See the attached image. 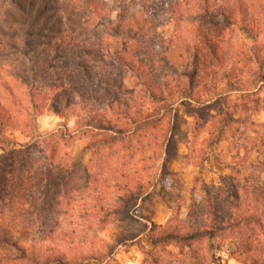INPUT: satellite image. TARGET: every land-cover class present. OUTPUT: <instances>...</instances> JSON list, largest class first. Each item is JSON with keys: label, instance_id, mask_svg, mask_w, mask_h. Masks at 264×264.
I'll list each match as a JSON object with an SVG mask.
<instances>
[{"label": "trees", "instance_id": "1", "mask_svg": "<svg viewBox=\"0 0 264 264\" xmlns=\"http://www.w3.org/2000/svg\"><path fill=\"white\" fill-rule=\"evenodd\" d=\"M251 11L246 14L240 0H0V21L10 23L18 37L3 44L26 47L34 36L43 37V73L57 61L68 78L65 59L73 51L76 76L70 81L81 101L63 93L60 72L50 71L58 81L51 89L55 101L79 109V133L87 140L90 162L107 154L106 162L113 157L115 165L124 167L120 153L130 150L129 159L139 153L141 166L151 160L162 182L176 175L167 164L176 154L178 113L184 110L191 117L190 135L200 142L198 176L191 186L184 184L186 195L177 196L179 205L165 223L148 220L142 225L139 232L149 245L138 242L145 256L141 264H205V245L211 262L221 264L212 250L227 241L232 244L228 259L264 264V120L258 119L264 112V51L256 50L264 8ZM159 19L180 36H192L180 71L166 54H151L147 44L153 39L141 40L159 36ZM235 34L242 42L230 50L225 44ZM138 50L145 59L137 56ZM0 85L10 94L0 96V264H78L68 248L41 254L24 241L35 223L54 221L80 179H91L88 165L72 151L76 136L66 127L26 135L24 142L7 136L10 123H24V118L19 120L18 111L10 108L21 106L10 100L8 82ZM61 109L58 103L51 106L59 117ZM18 130L25 133L22 124ZM214 148H221L224 157L217 161L223 172L217 182H206L204 163ZM144 183L134 189L122 184L110 212L102 214L103 222L126 221ZM120 227L114 243L96 254L100 262L119 264L114 248L141 235Z\"/></svg>", "mask_w": 264, "mask_h": 264}, {"label": "rangeland", "instance_id": "2", "mask_svg": "<svg viewBox=\"0 0 264 264\" xmlns=\"http://www.w3.org/2000/svg\"><path fill=\"white\" fill-rule=\"evenodd\" d=\"M115 1L107 0L109 3ZM240 2L246 8V14L256 7L264 8V0H240ZM162 6H166L165 3H162ZM163 14L164 12H160L158 16L161 18ZM163 22L165 21L162 19L158 21L159 27L156 32L159 36H142L141 40L146 42L153 39L151 44H147L148 47L150 46L151 54L153 56L166 54L167 58L174 65H177L176 67L180 71V65L185 63L184 58L189 56L187 51L192 43V36H180V31H176L172 24L163 26ZM261 23L263 26L260 30L261 35L256 41V50L260 54L264 51V22ZM11 28L10 23L0 21V80L8 82L11 92L10 100L21 106V109L19 107L14 108L11 104L10 108L14 112L15 109L18 111L20 114L19 120L24 118V123L19 120L17 123H10L5 134L19 142H24L27 140L26 135H46L66 127L77 139L72 149L73 153L88 165V172L92 175L89 183L79 180L77 183L78 189L76 188L75 191L70 193V202L67 203L66 199L63 200L61 207L54 215L53 222H48L44 226L35 223L36 225L32 228L34 231L24 241L26 244L33 245L35 249L40 250L41 254H53L58 250L68 248L70 251H67V254L72 256L70 258L73 260H77L76 263L78 262V264H105V262H100V259H96L95 256L106 252L107 244L114 243V238L121 231L120 226H122L124 229L134 230L141 235L134 240L137 245H131L134 241H128L125 245L116 246L112 255L119 264H141L145 256L139 249L138 242L146 246L149 245L147 239L144 238V232H139V230H142V225L148 220L156 224L165 223L179 205L177 196L186 195L184 186H191L195 176H198L196 165L201 158V155L197 152V149L200 148V142L199 139H193L190 135L191 117L184 110L178 113L177 123L180 134L177 136L176 154L167 164L169 172L176 175L164 177L162 182L159 173L156 177L154 175L155 167L153 165V168H151L152 161L146 160L141 166L139 153H135L134 157L129 159L130 150H123L120 153V157L123 156L121 160L126 161L124 167L123 165L120 167L115 165L112 160L113 157H110L112 162H106L104 159L107 154L100 156V161L94 159V162H90L91 153L85 147L87 140L79 133V127L81 126L77 122L81 116L79 109H74V105H68L69 107H67L64 100H62L64 103L55 101V91L51 89L52 86L58 85V81L56 75H51L50 71L60 72L59 79L65 81L66 90L63 93L68 94L69 92V97L73 101H81L74 97L72 89L74 82L70 81L75 80L76 76L74 66L71 63L73 51H70V56L65 59L67 66L69 65L68 78L65 77L63 71H59L57 61L52 63L49 72L43 73V37L34 36L30 39V45L26 47H22V44L19 47L5 46L3 42L14 36L16 40L18 38ZM240 37L238 34L228 37L225 47L235 50L242 42ZM20 38L21 36H19L18 41ZM161 39L163 40L161 41ZM247 42L250 44V41L247 40ZM51 49V54H53ZM137 56L141 59L146 58L141 50H138ZM51 60L53 61V56H51ZM2 81H0V84ZM0 96L6 98L10 96L1 85ZM56 103L62 108L63 117H59L52 112L51 106ZM258 119L260 121L264 120V112L259 114ZM20 124H22L25 131L24 134H21L18 130ZM203 136L204 134H201L199 138ZM213 150L212 155L204 163L203 178L206 182H217V175L223 172L222 166L217 161L218 156L220 158L224 157L219 154L221 148H214ZM133 151H135L134 148ZM262 178H264V172ZM152 179H154L153 182ZM142 181L148 184L144 185V188L137 193L140 197L138 196L135 205L130 208L129 218L126 221L122 220L120 223L103 222L101 219L102 214L110 212L113 200L123 190L119 187L122 184H128L129 187L134 189L136 184ZM183 207L184 205H182L180 216L185 211ZM30 212L32 213V210ZM138 238L139 240L136 241ZM205 249L203 250V254L206 256L205 264H215V262H211L209 255H207V249ZM230 249H232V244L227 241L223 248L212 250V252L215 256L221 258V261H219L221 264L224 261L227 264H239L227 258L226 252ZM73 255L75 258H73ZM106 262L112 264L110 260Z\"/></svg>", "mask_w": 264, "mask_h": 264}]
</instances>
